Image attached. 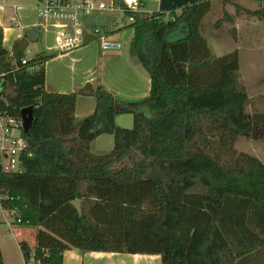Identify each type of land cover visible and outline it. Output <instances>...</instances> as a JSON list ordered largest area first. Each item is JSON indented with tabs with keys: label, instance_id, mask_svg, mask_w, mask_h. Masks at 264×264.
<instances>
[{
	"label": "trees",
	"instance_id": "obj_1",
	"mask_svg": "<svg viewBox=\"0 0 264 264\" xmlns=\"http://www.w3.org/2000/svg\"><path fill=\"white\" fill-rule=\"evenodd\" d=\"M211 10L203 0L124 17L123 26L116 14L87 17L89 29L110 35L134 29L130 53L151 90L128 104L100 84L89 91L94 112L82 119L77 98L88 88L48 92L45 64L54 56L28 58L26 36L7 50L0 27V113L34 112L23 132L33 157L22 173L0 169L4 206L16 209L19 226L36 229L34 246L19 242L25 264H63L72 249L160 255L162 264H264V162L236 148L264 128V110L248 111L238 52L218 56L203 35ZM174 32L182 37L170 40ZM122 113L134 115L133 128L117 124ZM102 134L115 145L97 154L91 145Z\"/></svg>",
	"mask_w": 264,
	"mask_h": 264
},
{
	"label": "crops",
	"instance_id": "obj_2",
	"mask_svg": "<svg viewBox=\"0 0 264 264\" xmlns=\"http://www.w3.org/2000/svg\"><path fill=\"white\" fill-rule=\"evenodd\" d=\"M130 0H123V2ZM203 0H142L141 14H151L154 11L168 13L173 9L180 11L186 6L193 5ZM213 1V0H211ZM148 2H153L152 6ZM0 15V27L3 29V46L12 51L14 44L26 36V31L14 35L13 28L6 25L5 11ZM105 14H116L120 26L122 14L106 12ZM19 24V21L16 22ZM15 23V24H16ZM30 27L37 28V37L44 30L38 27L39 22H30ZM36 25V26H35ZM126 29V30H125ZM114 34L116 38H123V48L120 52H103L99 45L86 37V43L81 47L68 52H60L53 46H46L38 54L53 55L45 64L46 81L45 87L52 93H79L87 89L86 93H79L77 98L75 115L78 119L91 115L97 105V99L89 91L96 89L102 84L117 96L127 99H140L141 101L150 95L151 76L143 65L135 61L130 53L131 41L134 37L133 28H125ZM49 34L44 31V35ZM27 38V36H26ZM28 40V39H27ZM31 43L27 42V50ZM32 57V58H33ZM29 58V57H28ZM116 122L120 127L133 128L134 115L122 113L117 115ZM115 138L111 134H102L97 137L91 149L94 153L105 154L114 149ZM63 264H162L160 255L151 254H127L88 252L79 250H67L64 253Z\"/></svg>",
	"mask_w": 264,
	"mask_h": 264
},
{
	"label": "rangeland",
	"instance_id": "obj_3",
	"mask_svg": "<svg viewBox=\"0 0 264 264\" xmlns=\"http://www.w3.org/2000/svg\"><path fill=\"white\" fill-rule=\"evenodd\" d=\"M41 2L40 0H0V15L3 14L1 9L3 8L6 12V25L14 30L11 38L16 33L32 29L30 22H43L39 12ZM148 4L152 6L155 3L148 2ZM263 9L264 0H213L212 10L202 22L203 35L216 55L238 52L241 78L250 97L248 107L250 112L264 110V18L261 19L254 14ZM17 21L19 24L16 23ZM180 37L182 34L179 32L169 35L170 40ZM121 41L123 43V38ZM46 46L54 48L56 39L52 32L44 35L43 31L39 33L37 41L31 43L27 57L32 58ZM7 92L12 93V90L8 89ZM236 148L253 154L264 162V136L241 137L236 143ZM2 216L0 213V217ZM8 220L11 224L0 223V248L4 262L25 264L19 242L26 240L34 246L36 229L16 225L14 216L10 214Z\"/></svg>",
	"mask_w": 264,
	"mask_h": 264
},
{
	"label": "built area",
	"instance_id": "obj_4",
	"mask_svg": "<svg viewBox=\"0 0 264 264\" xmlns=\"http://www.w3.org/2000/svg\"><path fill=\"white\" fill-rule=\"evenodd\" d=\"M142 0H130L119 5L115 0H42L39 7L40 17L38 27L47 33L52 32L56 39V49L60 52H68L81 47L86 43L87 34H93L103 52H120L123 48L121 40L110 35L107 29L96 27L89 29L86 23L87 17L95 13L122 14L127 23L135 19V14L140 13ZM45 28V29H44ZM27 64V58L22 60ZM23 120L0 113V169L7 173H22L25 170V162L33 157L29 141L23 135ZM7 197L0 194V223L11 224L8 214L14 216V223L18 225L20 218L16 217V209L10 210L4 206Z\"/></svg>",
	"mask_w": 264,
	"mask_h": 264
},
{
	"label": "water",
	"instance_id": "obj_5",
	"mask_svg": "<svg viewBox=\"0 0 264 264\" xmlns=\"http://www.w3.org/2000/svg\"><path fill=\"white\" fill-rule=\"evenodd\" d=\"M263 18H264V9H263ZM26 36L30 42H36L37 41V28L28 29L26 31ZM116 99L124 103H128V104H137L141 101L140 99H127V98L117 96V95H116ZM21 118L23 120L24 132L28 134L32 127L33 121H34L33 109L31 107L22 109ZM259 136H264V128L254 127L253 132H252V137L258 138ZM73 205L78 209L79 213L81 214L82 213L81 200L73 201Z\"/></svg>",
	"mask_w": 264,
	"mask_h": 264
}]
</instances>
